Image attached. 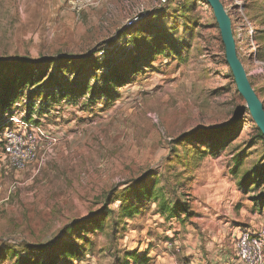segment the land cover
<instances>
[{
	"label": "rangeland",
	"instance_id": "obj_1",
	"mask_svg": "<svg viewBox=\"0 0 264 264\" xmlns=\"http://www.w3.org/2000/svg\"><path fill=\"white\" fill-rule=\"evenodd\" d=\"M221 1L264 108V0ZM19 57L40 67L3 117L56 143L23 170L0 159V264H48L68 243L77 257L57 264H149L166 241L203 245L241 202L264 223V139L205 0H0V78Z\"/></svg>",
	"mask_w": 264,
	"mask_h": 264
},
{
	"label": "built area",
	"instance_id": "obj_2",
	"mask_svg": "<svg viewBox=\"0 0 264 264\" xmlns=\"http://www.w3.org/2000/svg\"><path fill=\"white\" fill-rule=\"evenodd\" d=\"M31 118L25 117L23 112L11 113L8 116V126L0 131V159L12 170L19 171L37 161L39 152L46 150L56 143ZM237 264H264V223L256 230L241 228L234 242ZM153 264V263H152ZM170 264H195L180 261L172 257Z\"/></svg>",
	"mask_w": 264,
	"mask_h": 264
},
{
	"label": "crops",
	"instance_id": "obj_3",
	"mask_svg": "<svg viewBox=\"0 0 264 264\" xmlns=\"http://www.w3.org/2000/svg\"><path fill=\"white\" fill-rule=\"evenodd\" d=\"M211 190L216 189L211 188L207 192ZM213 193L210 194L213 195ZM220 196L224 201L226 192H222ZM241 203L242 205L236 206L235 211L226 210L228 216L224 217L218 233H212L210 239L206 240L203 245H201L200 240L194 243V241H188L186 238L174 240L173 243L166 241L163 245L164 251L151 252L153 253L152 256L150 254L146 255V261L150 257L147 263L170 264L172 257L178 255L180 261H189L195 264H237L234 242L240 225L248 223L249 225L245 228L250 229H257L261 225L256 213L246 214L243 202ZM245 215H247L246 218ZM172 249L174 251L170 255L169 251H172Z\"/></svg>",
	"mask_w": 264,
	"mask_h": 264
},
{
	"label": "trees",
	"instance_id": "obj_4",
	"mask_svg": "<svg viewBox=\"0 0 264 264\" xmlns=\"http://www.w3.org/2000/svg\"><path fill=\"white\" fill-rule=\"evenodd\" d=\"M54 61V60H53ZM68 62L70 63H74V60H68ZM5 65V70L6 72H9L10 69H13V75H8L6 77L0 78V87H2V92L0 94V131H2V129L8 125V122L5 118V116L3 117V114L6 110L9 109V107L12 105V102L18 97V92L16 91V85L22 81L23 79H27L26 73L27 74H31V72H36L39 67L40 64H36L35 62L28 60V59H24V58H14L12 60L9 61H5L3 63ZM4 70V69H3ZM41 74H43L41 72ZM34 76V75H32ZM46 76V72L44 77ZM60 86L59 84H55L54 89L58 88ZM60 92L62 93V96L65 94L63 90H61L60 88ZM59 97H61V94L59 95ZM34 100L32 101L31 97H29L27 103H26V114L29 116L32 113V109H34ZM3 113V114H2ZM38 114L42 115L45 114L46 112L43 111H38ZM257 131V137L259 139H264V136L261 134L260 130L258 128H256ZM225 139L222 138V141H224ZM208 143H210V147L215 150L218 149L217 147H219L220 145H216V143H214L213 141H209ZM1 145L2 143L0 142V149H1ZM262 177L264 176V171L261 173ZM257 180H261V178H257ZM257 184V182H253V184ZM239 187L241 189H247L248 186V182L246 180L240 181L238 183ZM261 199V205L264 206V195L260 198ZM162 208V212H166L168 210L167 206H163L161 205ZM133 211H128L129 213H126V216L131 215ZM171 215L175 214L174 212H170ZM73 245L72 243H68L66 248L59 252L58 254H53L50 258V260L48 261V264H57V260L61 257L64 256H69V257H77V253L76 251H73ZM130 258L134 259V260H141L142 258H138L136 254L134 253H130L127 254V260H130ZM146 259L143 258V260ZM26 260L23 261V263L19 262V264H26L25 263ZM29 262V260H27ZM28 264H32L31 262H29ZM33 264H38L37 262H34ZM127 264V262L125 263Z\"/></svg>",
	"mask_w": 264,
	"mask_h": 264
},
{
	"label": "water",
	"instance_id": "obj_5",
	"mask_svg": "<svg viewBox=\"0 0 264 264\" xmlns=\"http://www.w3.org/2000/svg\"><path fill=\"white\" fill-rule=\"evenodd\" d=\"M210 6L218 25L221 41L224 47L225 60L229 66L239 94L245 101V107L256 127L264 136V108L252 88L246 71L238 58L232 33L231 19L221 0H205Z\"/></svg>",
	"mask_w": 264,
	"mask_h": 264
}]
</instances>
